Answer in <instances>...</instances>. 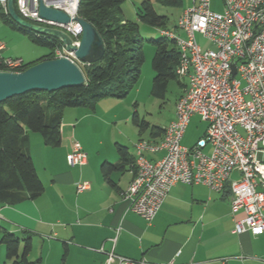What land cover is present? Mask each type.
<instances>
[{"label":"built area","instance_id":"2783aa9c","mask_svg":"<svg viewBox=\"0 0 264 264\" xmlns=\"http://www.w3.org/2000/svg\"><path fill=\"white\" fill-rule=\"evenodd\" d=\"M223 10L211 9L210 0H192L182 10L174 30H161L179 51L177 79L186 78L182 95L175 103V117L159 140L135 142L133 177L127 195L128 209L151 222L172 186L202 184L220 191L227 187L232 232L264 233V0H222ZM39 3L61 10L70 17L66 24L39 16ZM79 0H14L26 21L59 29L77 45L81 26L75 20ZM0 13L7 15V0H0ZM184 33V37L179 35ZM36 35H41L35 33ZM209 41L203 50L196 36ZM0 44V49H2ZM54 58L67 57L77 65L73 51L57 41ZM3 71L17 72L21 58H0ZM208 122L205 136L191 147L180 143L193 115ZM209 146L210 151L205 152ZM162 151L156 160L147 153ZM87 163V154L72 140L67 154L69 166ZM77 191L89 188L79 182ZM240 214V216H238ZM140 264L109 252L104 264Z\"/></svg>","mask_w":264,"mask_h":264},{"label":"crops","instance_id":"0c3cea01","mask_svg":"<svg viewBox=\"0 0 264 264\" xmlns=\"http://www.w3.org/2000/svg\"><path fill=\"white\" fill-rule=\"evenodd\" d=\"M183 91L184 87L178 98ZM70 111L73 118L78 117V125L87 115L84 108L63 109L60 149L44 145L42 138L28 132V150L44 186L41 194L15 204L0 202V236L2 229L14 233L20 247L30 237L32 264H104L111 251L140 264H264V233L232 232L235 217L227 187L216 191L202 184L177 183L151 222L128 209L121 196L133 177L131 163L110 174L113 185L103 177L101 165L120 161L117 144L127 147L133 162L138 139L130 147L116 139L99 141L92 150L79 142L87 163L69 166L72 140L66 114ZM161 155L162 151L146 157L156 160ZM79 182H87L89 188L77 191Z\"/></svg>","mask_w":264,"mask_h":264},{"label":"trees","instance_id":"16d2710c","mask_svg":"<svg viewBox=\"0 0 264 264\" xmlns=\"http://www.w3.org/2000/svg\"><path fill=\"white\" fill-rule=\"evenodd\" d=\"M124 0H79L77 14L90 22L103 39V57L92 64L81 67L85 82L75 87H64L56 91H29L0 102V202L18 203L25 198H34L44 189L28 150V132L39 133L44 145L59 146L61 142L62 111L66 107H87L94 109L96 102L106 97L123 98L137 82L144 62L142 38L139 25L123 17L121 4ZM154 3L162 6H179L181 0H142L138 9L140 22L166 29L168 17L160 15ZM0 18L11 26L29 34L32 41L55 47L57 41L20 28L11 18L0 13ZM161 34V33H160ZM150 40L156 51L152 58L154 78L151 93L163 98L168 81L176 79L175 69L179 51L172 39L161 35ZM54 58L53 51L33 62H23L17 71L26 69L43 59ZM79 66V64H78ZM3 66L0 62V70ZM135 116V115H134ZM162 127L152 126L149 135L161 136ZM139 140V139H138ZM149 140V139H148ZM120 161L104 162L101 173L113 185L110 178L113 171L123 170L128 159L127 147L117 144ZM0 243L6 247L3 264H32L28 259L31 239H20L14 233L2 229Z\"/></svg>","mask_w":264,"mask_h":264},{"label":"rangeland","instance_id":"374dc122","mask_svg":"<svg viewBox=\"0 0 264 264\" xmlns=\"http://www.w3.org/2000/svg\"><path fill=\"white\" fill-rule=\"evenodd\" d=\"M141 1L124 0L121 4L123 17L138 23L139 36L142 38L145 58L137 82L123 98L106 97L98 100L95 111L85 107H66V109L84 108L86 110L87 115L80 120L79 125L77 122L78 117L73 118L74 114H72V111L66 114L67 118L72 121L66 120H68L67 130L71 140H77L85 144L89 150L96 147L99 141L112 143L116 139L120 140V142H126L128 147H130L139 138L149 139V131L152 126L163 128L174 118L175 103L184 87H181L179 83H187L186 78L181 80L177 78L170 79L163 98L151 93L155 75L152 68V58L155 54L156 46L150 40L158 39L162 36L158 28L139 21L138 9ZM191 4L192 0H181L180 5L175 7L162 6L158 3L153 5L158 14L168 17L166 29L174 30V25L182 10L188 8ZM210 4L213 11L221 12L223 10L222 0H210ZM179 35L181 37L185 36L183 32H179ZM196 39L203 50L213 48V45L200 35L197 34ZM0 44L3 46L0 49V58L14 59L22 57L25 63L32 58L52 52L55 48L33 42L29 34L12 28L2 18H0ZM78 64L80 68L84 66L83 63ZM207 127V121L202 120L197 114L193 115L185 128L180 143L186 147H191L198 138L205 136ZM31 134L41 139L39 133L33 132ZM60 147L54 148L60 149ZM205 152L208 153V148L205 149ZM36 166L40 169L41 163L37 161ZM5 253L6 247L1 244L0 264H3L6 260Z\"/></svg>","mask_w":264,"mask_h":264},{"label":"water","instance_id":"95a60500","mask_svg":"<svg viewBox=\"0 0 264 264\" xmlns=\"http://www.w3.org/2000/svg\"><path fill=\"white\" fill-rule=\"evenodd\" d=\"M39 16L60 23H68L70 17L54 8L39 3ZM8 16L20 28L59 41L67 51H73L78 62L92 64L99 61L105 52L103 39L94 26L81 17L75 20L81 26V35L76 44L65 32L30 23L15 9L14 0H7ZM85 82L81 68L67 57L43 59L24 70L13 72L0 70V102L29 91L52 92L64 87H75Z\"/></svg>","mask_w":264,"mask_h":264},{"label":"bare ground","instance_id":"6f19581e","mask_svg":"<svg viewBox=\"0 0 264 264\" xmlns=\"http://www.w3.org/2000/svg\"><path fill=\"white\" fill-rule=\"evenodd\" d=\"M127 195V189H125V191L123 192V196Z\"/></svg>","mask_w":264,"mask_h":264}]
</instances>
